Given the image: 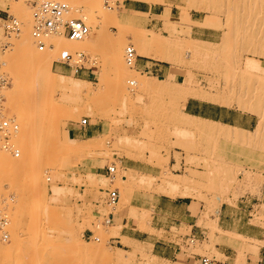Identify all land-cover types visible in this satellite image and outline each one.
Returning a JSON list of instances; mask_svg holds the SVG:
<instances>
[{
    "label": "rangeland",
    "instance_id": "obj_1",
    "mask_svg": "<svg viewBox=\"0 0 264 264\" xmlns=\"http://www.w3.org/2000/svg\"><path fill=\"white\" fill-rule=\"evenodd\" d=\"M195 1L109 0L108 17L87 24L92 44L84 46L82 39L68 42L74 46L70 53L84 55L77 63L78 71L73 72L74 67L61 58L51 64L57 73L55 80L62 77L60 81L73 89L50 88L40 104L31 107L29 102L35 100L46 74L26 72L45 36L34 35L29 0H0V79L4 81L0 118L12 117L17 124L13 137L16 153L0 146V196L8 213L9 232V240L0 245L11 242L13 230L17 246L9 252L7 262L0 260V264H216V260L264 264V144L260 140L239 143L214 134L219 129L248 135L257 125L258 115L235 102L184 95L182 101L183 91H178L189 87L205 94L224 91L227 96L240 91L239 86L222 89L212 70L219 56L230 58L232 66L238 56L252 60L261 66L252 73L264 75V55L254 52L264 50V40L259 37L264 20L257 15L242 17L229 0H216L218 10L214 12L196 8L195 3L202 0ZM8 15L19 23L18 30L9 34L4 28ZM227 29L233 35L222 42ZM136 34L162 39L166 46L156 51L170 52L177 63L139 54ZM61 36L66 44V36ZM107 38L117 41L121 49L118 69L112 63ZM187 41L209 54L185 52L181 43ZM127 45L136 53L132 65L124 61ZM117 72L125 79L162 82L178 92L171 88L164 93L142 90L128 99L120 93L115 98L111 88ZM16 73L24 79L14 82L12 74ZM235 76L231 70L229 78ZM127 84L133 86L134 82ZM190 98L197 99L199 116L222 125L182 116L183 103ZM54 117L58 123L51 127ZM84 117L85 127L94 130L90 141L68 135L69 128H85L79 126ZM199 122L208 124L209 130L196 128ZM124 138L132 145L120 146L118 141ZM93 143L91 148H76ZM108 165L115 167L112 175L105 172ZM220 169L229 171L233 179L221 181L216 176ZM165 175L184 179L185 184L167 186L161 178ZM110 190L118 195L114 203L108 202ZM184 191L190 193L183 195ZM151 205L156 206L155 228L151 227ZM220 210L227 218L223 224L233 226L231 230L218 224ZM139 217H145L144 224H138ZM99 222L101 249L92 256L81 252L78 247L92 242ZM191 223L198 232H188ZM124 225L127 232L139 234L138 239L119 237L116 232ZM236 230L251 236L235 237ZM190 236L196 238L194 243L189 242ZM152 242L156 243L154 250ZM104 252L115 255L114 259L105 260ZM173 252L175 258L170 259Z\"/></svg>",
    "mask_w": 264,
    "mask_h": 264
},
{
    "label": "bare ground",
    "instance_id": "obj_2",
    "mask_svg": "<svg viewBox=\"0 0 264 264\" xmlns=\"http://www.w3.org/2000/svg\"><path fill=\"white\" fill-rule=\"evenodd\" d=\"M64 1H66L71 7V10L69 13H71L73 15V17H77V18H80L81 20H83L86 25L89 22L97 23L100 18H107L109 15V12L111 11V7H112L111 3H109V0L108 1L107 0H104V1H102V0H64ZM226 2H227V0H226ZM229 2L231 3V6H233L236 9L238 8L240 10L242 17L247 18L251 15L256 17V15H257L258 17L261 18V20L262 19L264 20V0H229ZM192 3L194 4V2H192ZM216 3H217L216 0H202V2H200V3L197 2L195 4H198L197 5L198 7H196L198 9L207 10L208 12H214L215 10H218ZM227 4H229V3H227ZM216 15H217V13H216ZM121 32L123 33V30ZM231 32H232L231 30L224 32V34L222 36V42H224L228 38L230 39V37H229L230 34L233 35V32L232 33ZM234 32H235V30H234ZM260 32L263 35H261L259 37H261V39L264 40V28L261 29ZM55 34L56 35L58 34L59 38ZM60 35H62V34H60V33L44 34L45 37L42 39L44 45L42 46V48L41 47H40V49L38 48L37 49L38 51L36 53H34L32 62L30 63V68L26 72V74L38 73V72H41V73L44 72L46 74L44 77L43 84L38 86V88H37L38 90H37V96H36L35 100L29 102L30 103L29 105L31 107H35L38 104H40L41 100L44 98V95H47L46 92L50 88L58 87V88H60L61 91L66 90V89H73V87L69 86L70 83L68 85L67 83H65L63 81H60V79L62 80V77H60L59 80H55L53 75H55L57 73H55L51 70V64H52L53 60H59L60 58L62 60L63 52L73 51L74 46H71V44L68 42H71L72 44H74V42L77 43V41H76L77 39H69L68 40V38L66 37L67 42H66V44H64L66 40H61ZM63 36L64 35H62L61 37H63ZM88 37H89V33H87L84 36V39L82 38V40H81V42L85 43L84 46H89L90 44H92V43L88 42ZM102 37H104V36H102ZM106 37H104V38H106ZM64 38H65V36H64ZM107 39H108V41H110V42H108V44L107 43L106 44L108 45L109 53L112 56V63L114 65V67L116 69H118L117 67L119 66V63H120L119 59H118L120 47H119L117 41L115 43L114 40L111 41L112 38L111 39L107 38ZM135 39H136L137 51L139 54L146 56V57H149V58H153V59L164 60L165 62L167 61L171 64L177 63L174 58L169 57L170 52L168 54L167 53L168 51L167 52L164 51V54L167 53L164 55L163 53H160V51L163 52V49L156 51V49H159L160 46L162 45L163 41H161L162 40L161 38H160L161 40H158V38L156 39L154 36L149 37V36H145L143 34H136ZM78 40H80V39H78ZM98 40H99V38H98ZM61 41H64V43H62ZM105 42H107V40L104 41V44H105ZM67 43L69 44V46ZM208 43H211V42H208ZM169 44L171 45V43H169ZM181 44L184 46V47L182 46V48H185V52H187V53H189V52H191V53L193 52L192 54H194L195 52L205 53V54L208 53L205 50H203V47L200 45L192 44L188 41L182 42ZM163 46H164V44L162 45V47ZM165 46H166V43H165ZM40 50H42V51H40ZM183 52H184V49H183ZM185 52H184V54H186ZM254 52H255V54L264 55V50L254 51ZM166 55H168V56H166ZM189 55H191V54H189ZM229 59L225 58L223 56H219V58L217 59V63H216V65H214V69H212V70H214L213 72H215L216 76L218 77V79L220 81V85L222 86V89L226 88V89L230 90L234 86H239L240 91H237L235 94L234 93H228V96H227V94L225 95L224 91L220 92L217 90L218 92L216 91L215 93L205 94L201 89H195V88H189V87L182 86L184 88H179V90L177 89L178 91H180V93H182L181 91H183V94L180 96L181 97L180 100H182V96L184 95V97L194 96V97H197L199 99L209 100V101H213V102H220V101H228V103L235 102L237 104V106L241 109H248V110L254 111L258 115V123L253 128V130L248 132V135L238 134V133H229L227 131L219 130V129H215L214 134L217 136H219V135L223 136L224 138H230L233 140H237V142H239V143H247L248 141H259L260 140V143L263 142V144H264V75H261V74L257 75L256 73L253 72L254 74H256V75H254L252 73L253 68H256L257 70H259V69H261V66L252 60H246L245 61L244 58H242V56L236 57L234 59V65L232 66L231 63H229L230 62ZM78 69H79V67H78ZM122 70H124V69H122ZM231 70L234 71V74L236 76L229 78V73L231 72ZM115 71H117V70H115ZM211 73H212V71H211ZM212 74H214V73H212ZM123 77H124V74H123ZM123 77H122L121 72H120V74L118 73L116 75V77H114L115 79L112 78L114 80V83H113V86L111 89H113L114 92L112 91L111 94L114 93V95H112V96L115 98H116L115 95L120 93L128 99V97L130 98L133 95H138L139 92H141L142 90L145 92L147 91V92H152V93H157V92L161 93L160 91H163V90H166L169 88V90L173 89V92H175V91L178 92L177 90L174 91L175 88H173L172 86L167 87L162 82H160V80H159L160 83H158L155 81L148 80L146 78H139L138 77L135 79H133V78L132 79H128V78L125 79V77L124 78ZM12 78H13L14 82H17V81H20L21 79L22 80L24 79V77H22L20 74H17V73L12 74ZM75 79H78V78H75ZM132 80H134V81H132ZM133 82H134L133 86L131 84L132 87L127 84V83L130 84ZM183 84L186 85V82ZM187 84H188V82H187ZM106 88H108V87H106ZM167 91H165V92H167ZM169 92H171V91H169ZM163 93H164V91H163ZM108 94H109V92H108ZM108 94H107V96H108ZM6 95H7V97H10V93L7 92ZM90 95L93 96V93ZM226 96H227V99H226ZM180 112H182L184 114V115H182V113H180L184 117L186 115V117L190 116V117H194L195 119H198V120L202 119V121H208L209 123H217L219 125H222L218 121H214L211 119H205L201 116L193 115V114H190V113L183 111V110ZM24 116H26V115H24ZM57 123H58V119H57V117L56 118L54 117L50 121V126L54 127ZM128 123H129V121H128ZM192 124H193V122H192ZM194 124H196V123H194ZM227 126H229V125H227ZM195 127L198 129H204V130L208 129L209 130L208 124H204L201 122L196 124ZM231 127H233V126H231ZM233 129H234V127H233ZM241 131H243V130H241ZM124 139L123 140L120 139L118 141V143L120 142L119 143L120 146H123V145L128 146L130 144L132 145V142L130 140H126V139L124 140ZM87 140H89V141L92 140V137H88ZM135 141H136V139H135ZM77 145H78V143H77ZM63 146L65 148L70 149L69 145H67V144L66 145L64 144ZM91 146H94V143L88 145L87 147L86 146H77L76 148L77 149H84V148H91ZM71 147H72V145H71ZM73 147H75V145ZM76 148H75V150H76ZM235 172L238 173L237 170ZM166 175H167V173H166ZM166 175L162 176L161 178L163 180L162 182H164L165 185H167V186L175 187L178 185L180 186L181 184H185L184 179H181V178L178 179V178H174V177H173L174 179H172L171 177H167ZM216 176H218V178H220V180L223 182H225L226 180H229V178H232L231 177L232 175L229 171L222 170V169H220L217 172ZM190 183H191V181H190ZM190 183H188V184H190ZM220 185H221V183H220ZM198 186H200V185H198ZM216 187L220 188L219 183ZM180 188H181V186H180ZM206 188H209V187L206 186ZM176 190H178V189H176ZM183 193H184L183 195H185L186 193H190V192L184 191ZM144 221H145V217L144 218L139 217L138 224L140 225ZM96 225L99 228H98V230H96V232H95L96 234H94V236L92 237V242H90L88 244H82L81 243L80 246L78 247V249L83 253H92L91 256L93 255V253H97L102 247L99 242H100V238H101L100 237V235H101L100 231H102L103 229L100 230V222H99V224H96ZM213 225H215V224L213 223L211 226H213ZM208 226H210V225H208ZM10 232H11L10 234H11V239H12L11 242L5 247L0 245V260H2V263L7 262L5 260H8L9 252L12 251L17 246V243L13 241V239L16 237V232H14L13 230H11ZM225 232H227V231H225ZM116 233H118V231ZM227 233L229 234V232H227ZM233 234L236 235V236L234 235L235 237H239V238L244 237V235H241L238 233H233ZM103 236H104V234L102 235V237ZM123 238L126 239V237H123ZM236 248H237V252L239 255L243 254L242 253V245H239ZM104 253L105 254L103 255L104 256L103 258L107 261H112L115 257V255H113L110 252H108V253L104 252Z\"/></svg>",
    "mask_w": 264,
    "mask_h": 264
},
{
    "label": "built area",
    "instance_id": "obj_3",
    "mask_svg": "<svg viewBox=\"0 0 264 264\" xmlns=\"http://www.w3.org/2000/svg\"><path fill=\"white\" fill-rule=\"evenodd\" d=\"M33 19V32L35 36L48 33H60L68 39H82L89 32V27L83 20L69 15L71 10L70 5L64 0H29ZM4 25L5 31L13 33L18 30V21L13 16L8 15ZM124 61L126 64L134 63L136 53L131 45H127L123 52ZM84 58L81 52L70 53L68 51L62 54V63L73 66L75 71L78 69L77 63ZM73 62L71 64L70 62ZM4 81L0 79V114L3 107L2 88ZM87 119L84 117L79 121L80 127L87 125ZM17 130V124L13 118H0V146L11 153H16L13 137ZM115 171L114 165L105 167V172L112 175ZM48 179V178H47ZM116 190L108 191V202L114 203L117 201ZM4 199L0 196V244L9 240V232L7 230L8 213L3 206ZM189 242L194 243L196 238L190 236ZM205 261H207L205 259Z\"/></svg>",
    "mask_w": 264,
    "mask_h": 264
},
{
    "label": "crops",
    "instance_id": "obj_4",
    "mask_svg": "<svg viewBox=\"0 0 264 264\" xmlns=\"http://www.w3.org/2000/svg\"><path fill=\"white\" fill-rule=\"evenodd\" d=\"M135 11H140V10H138V9H135ZM136 65H139L138 63H137V61H136ZM78 71V70H77ZM77 71H75L74 69H73V72H77ZM86 73L88 72V71H85ZM196 100L197 99H187L184 103H183V109H184V111H186V112H188V113H190V114H193V115H197L198 113H199V110H197L196 108ZM198 116H199V114H198ZM93 129L92 128H83V129H75V128H69L68 129V135L70 136V135H72V136H74V137H92L93 136ZM137 207L136 205H132V207ZM151 207H152V216H151V227L152 228H155V219H156V213H155V208H156V206L155 205H151ZM227 220V218L225 217V214H223L222 213V211L220 210L219 211V214H218V224L221 226V228L222 229H224V230H231V228H233V226H230V225H226V224H223V222L224 221H226ZM180 223H185L184 222V220L183 221H180ZM187 223V222H186ZM188 226H189V229H188V232H191L192 230H194L195 232H198V230L197 229H195V228H192V226H193V223H191V224H188ZM125 228H126V226L124 225L123 227H121L120 228V230H119V232H118V234H119V237H126L127 239H138V237H139V234H137L135 231H132L131 233L130 232H127L126 230H125ZM235 228V227H234ZM132 230H135V229H132ZM137 232H138V230H137ZM236 232L238 233V234H241V235H243V234H245V235H247V236H251V234H249L248 232H242V231H239V230H236ZM151 245H152V249L154 250L155 249V246H156V243L155 242H152L151 243ZM157 255H159V256H161V254H157ZM175 255H176V252L174 253L173 252V254L171 255V257H170V259H172V258H175ZM161 257H163V258H167V256H161ZM216 259L215 258H213V261H215ZM195 262V261H194ZM216 262V264H224L223 263V261H221V260H216L215 261ZM200 263V262H199ZM193 264H195V263H193Z\"/></svg>",
    "mask_w": 264,
    "mask_h": 264
}]
</instances>
